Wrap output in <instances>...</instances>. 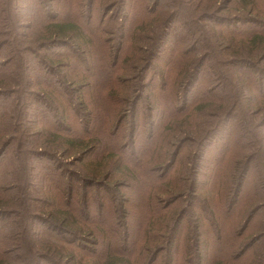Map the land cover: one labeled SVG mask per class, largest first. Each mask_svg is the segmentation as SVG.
Returning <instances> with one entry per match:
<instances>
[{"label": "trees", "instance_id": "obj_1", "mask_svg": "<svg viewBox=\"0 0 264 264\" xmlns=\"http://www.w3.org/2000/svg\"><path fill=\"white\" fill-rule=\"evenodd\" d=\"M0 264H264V0H0Z\"/></svg>", "mask_w": 264, "mask_h": 264}]
</instances>
